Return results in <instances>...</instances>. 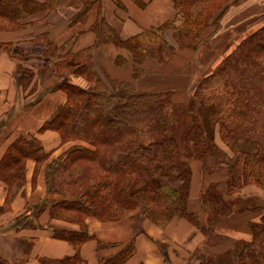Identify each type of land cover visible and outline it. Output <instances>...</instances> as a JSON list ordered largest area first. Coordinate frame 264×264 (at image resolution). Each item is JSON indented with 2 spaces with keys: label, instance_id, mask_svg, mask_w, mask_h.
<instances>
[{
  "label": "crops",
  "instance_id": "0c3cea01",
  "mask_svg": "<svg viewBox=\"0 0 264 264\" xmlns=\"http://www.w3.org/2000/svg\"><path fill=\"white\" fill-rule=\"evenodd\" d=\"M30 1L38 5L47 2ZM79 10L71 6L42 10L28 13L21 21L0 16V165L20 137L36 140L47 154L40 162L33 157L26 159L22 180L13 185L0 180V259L7 264H45L44 260L69 258L76 259L75 264H103L132 249L121 264H201L208 261L207 256L234 252L237 219L230 225L229 242L213 247L187 218L175 216L160 224L140 210L113 221L87 217L84 224L89 238L80 245L56 237L59 232L83 230L80 223L52 215L53 204L63 197L49 192L46 175L47 166L71 149L59 131L44 129L68 102L67 92L59 85L69 83L86 90L91 85L76 73L81 61L73 71H69V64L75 65V59L83 56L94 66L99 80L106 77V82L110 78L131 84L139 93L172 92L174 102L194 84L197 64L192 59L182 61L180 52L170 51L175 43L173 31L164 25L176 18L174 0H98L85 21L74 23ZM100 17L122 40L163 26L162 36L168 42L165 55L141 62L124 47L100 43L93 31ZM198 49L216 51L213 43ZM116 58L122 62L116 64ZM195 167L188 210L199 216L201 227H208L210 211L202 200L199 168Z\"/></svg>",
  "mask_w": 264,
  "mask_h": 264
},
{
  "label": "trees",
  "instance_id": "16d2710c",
  "mask_svg": "<svg viewBox=\"0 0 264 264\" xmlns=\"http://www.w3.org/2000/svg\"><path fill=\"white\" fill-rule=\"evenodd\" d=\"M97 2L47 0L44 5H38L30 0H6L0 3V16L10 21H21L28 13L71 6L80 9L74 19L77 23L86 20ZM174 4L178 8L177 0ZM93 31L100 43L115 42L135 52L143 51L145 46L165 43L158 30L122 40L104 17L98 18ZM203 31L199 30L195 35L197 44L203 37ZM85 60L83 56L81 60L75 59L74 68L76 64L83 63L76 73L84 74L88 81H92V76L96 82L100 81L94 66ZM136 76H140V71H136ZM59 87L67 92L68 102L44 129L59 131L64 142L77 137L96 140L97 148L91 150L78 146L47 166L49 192L63 197L53 204L52 215L80 223L83 227L80 233L63 231L56 233V237L80 245L89 238L84 224L87 217L113 221L128 212L140 210L160 224L175 216H183L202 230L210 244L219 245L224 241L211 223L208 227H201L199 216L189 212L192 171L182 157L191 151L190 147L197 146V157L206 171L212 172L223 163L197 126L185 135L188 147L182 148L184 152L181 153L175 136L179 114L174 109L172 92L144 94L137 92L131 84H122V89L116 94L85 90L69 83H61ZM194 94L204 105L214 107L213 115L220 123L224 140L235 145L241 137H247L257 147L256 154H239L234 163L228 165L233 178L230 186L239 187L250 182L262 185L264 29L246 39L216 70L205 76L196 86ZM30 157L40 162L47 158V154L36 140L20 137L0 165V180L10 185L22 180L25 161ZM94 157L99 160L100 169L87 163L93 162ZM99 171L104 174L100 176ZM223 204L225 213L246 210L263 213V224L251 227L253 240L240 244L237 253L238 264H264V208L242 206L239 209L237 202L226 198ZM113 209L117 214L111 215ZM131 253L132 249L119 259L103 264H121ZM44 263L75 264L76 259L44 260ZM0 264L7 263L0 259Z\"/></svg>",
  "mask_w": 264,
  "mask_h": 264
},
{
  "label": "rangeland",
  "instance_id": "374dc122",
  "mask_svg": "<svg viewBox=\"0 0 264 264\" xmlns=\"http://www.w3.org/2000/svg\"><path fill=\"white\" fill-rule=\"evenodd\" d=\"M115 1L117 2L118 0ZM177 1L178 8L175 7L176 18L173 22L164 25L165 28L173 31L175 43L173 47L170 46V48H172L170 51L175 53L180 52L181 54L178 56H182V61H190L192 59V61H195L197 64L195 65L194 84L189 92L175 99V102L173 100L174 109L179 114V122L177 124L175 136L181 153L183 154L184 150L182 148L188 147L186 145L185 135L193 126L199 127L200 133L205 137V141L210 145L212 150L218 153L223 163L221 167L212 172L206 171L203 167V162L197 157L199 148L197 146H193V148L190 147L191 151L187 152L182 157V159L190 164L192 178L194 175L193 165L199 168L198 176L202 184V200L206 208L210 211L209 224L211 223L216 234L224 239L219 245H212L207 239L208 244L213 247L227 244L230 240V235H232L230 225L232 226L236 223L234 221L236 219L238 220L236 225H234V230L236 233H239H237L238 235L235 237V251L232 253L229 251L227 254L214 256L212 258L207 256L206 260L208 261L206 262H218L217 259L219 258L224 262L223 264H231V260L238 264L239 255L237 253V248L240 244L253 240L251 227L253 225L263 224V213L259 211L253 212L251 210L225 213L223 212V200L226 198L237 202L239 209H241L242 206L264 208V182H261L262 185L250 182L245 185H238L239 187H232L230 185H232L233 178L229 173L228 165L233 164L237 157H239V154L246 152L253 155L256 154L258 150L247 137H241L239 142L235 145H233L232 141L224 140L221 135L220 123L217 122L213 115L215 110L214 107L204 105L201 99L195 97L194 92L196 86L205 76L216 70L219 65L238 49L240 44L264 29V0ZM165 28H163V26L158 28L159 34H161L162 40L165 43H160L157 46L153 45L151 47L145 46L143 51L138 50L135 52L134 49L120 46L115 42H107V44L111 43L117 47H124L130 52V55L134 57V60L141 62L152 57L162 58L167 51L166 46H168L167 40L162 36ZM199 30L203 31V37L200 43L197 44L195 35ZM185 36H187V38H185ZM211 37L213 38L211 42L216 47L215 54L207 51L203 52L202 49L199 52L198 46L200 45L211 47ZM173 52H170L169 55ZM69 60L70 59H68V61ZM70 61L73 62V60ZM119 62H122V60L116 58L115 63L118 64ZM70 66L72 67L69 71H73L74 63ZM60 69L63 71L66 68L63 67ZM66 71L67 70L64 72ZM78 74L85 79L87 78L84 74ZM104 78L96 82L95 77L92 76V81H88L91 83L89 89L101 91L106 94H116L120 92L122 84L110 78H108L106 82V77ZM106 83H108L107 86ZM66 143H71L70 150L78 146L91 150L97 148L96 140L83 137L70 138ZM88 158L91 159L92 156H88ZM93 159V162L87 163L93 168L100 169L99 160L95 157ZM214 164L215 163H213V166ZM98 174L102 176L104 172L99 171ZM230 180H232L231 183ZM247 191L251 193H247ZM114 209L113 211L111 210V215L117 214V211ZM217 227L220 229H217ZM246 236H248V238H246Z\"/></svg>",
  "mask_w": 264,
  "mask_h": 264
}]
</instances>
